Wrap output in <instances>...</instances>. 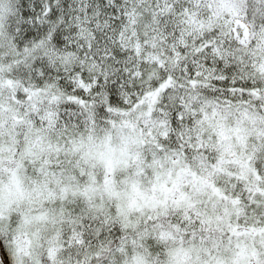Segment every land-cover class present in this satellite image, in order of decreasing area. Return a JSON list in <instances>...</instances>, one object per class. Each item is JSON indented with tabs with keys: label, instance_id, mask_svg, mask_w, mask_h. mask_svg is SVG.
<instances>
[{
	"label": "snow or ice",
	"instance_id": "obj_1",
	"mask_svg": "<svg viewBox=\"0 0 264 264\" xmlns=\"http://www.w3.org/2000/svg\"><path fill=\"white\" fill-rule=\"evenodd\" d=\"M0 264H264V0H0Z\"/></svg>",
	"mask_w": 264,
	"mask_h": 264
}]
</instances>
